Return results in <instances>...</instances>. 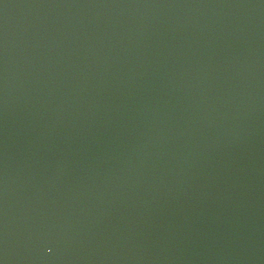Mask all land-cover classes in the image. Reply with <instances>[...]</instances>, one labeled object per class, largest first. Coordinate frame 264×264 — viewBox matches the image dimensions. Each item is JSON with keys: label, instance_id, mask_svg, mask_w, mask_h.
Listing matches in <instances>:
<instances>
[{"label": "water", "instance_id": "water-1", "mask_svg": "<svg viewBox=\"0 0 264 264\" xmlns=\"http://www.w3.org/2000/svg\"><path fill=\"white\" fill-rule=\"evenodd\" d=\"M0 264H264V0H0Z\"/></svg>", "mask_w": 264, "mask_h": 264}]
</instances>
